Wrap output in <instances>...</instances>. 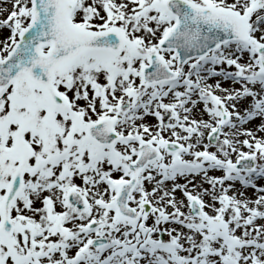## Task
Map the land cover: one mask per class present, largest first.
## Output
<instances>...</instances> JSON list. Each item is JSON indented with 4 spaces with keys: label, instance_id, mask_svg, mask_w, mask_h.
Masks as SVG:
<instances>
[{
    "label": "snow or ice",
    "instance_id": "obj_1",
    "mask_svg": "<svg viewBox=\"0 0 264 264\" xmlns=\"http://www.w3.org/2000/svg\"><path fill=\"white\" fill-rule=\"evenodd\" d=\"M0 264H264V0H0Z\"/></svg>",
    "mask_w": 264,
    "mask_h": 264
}]
</instances>
